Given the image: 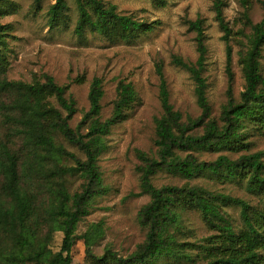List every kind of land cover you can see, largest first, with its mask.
Returning a JSON list of instances; mask_svg holds the SVG:
<instances>
[{
	"label": "trees",
	"instance_id": "trees-1",
	"mask_svg": "<svg viewBox=\"0 0 264 264\" xmlns=\"http://www.w3.org/2000/svg\"><path fill=\"white\" fill-rule=\"evenodd\" d=\"M42 1L36 0L38 5ZM150 1L157 8H166L170 0ZM75 2L79 13L75 34L80 39H84L90 32L102 36L110 43H134L152 34L157 28L155 22L147 23L134 15L121 14L115 5H107L101 0ZM241 2L244 6L248 4L247 0ZM225 6L224 0H215L214 11L224 33L222 39L227 45V71L232 79V30L224 16ZM16 11L14 2L0 0V18ZM68 12L67 1L57 0L49 12L51 28L67 26ZM243 18L253 32L249 50L240 54L246 86L240 101L231 99L223 108V125L211 119L207 99L208 84L203 73L208 50L203 19L189 22L190 29L197 33V62L189 63L180 57H174L173 60L174 65L189 72L196 83L201 117L183 121L182 114L175 111L170 103L163 68L158 66L160 100L164 112L156 121L159 159L138 152L143 162L138 168L143 193L151 198L139 213L140 224L148 231L146 240L126 259L118 258L110 250L99 257L92 247L101 236L102 227H94L82 237L87 247L86 261L89 264L192 261V256L184 252L188 244L183 240L192 235V231L184 226L183 215L187 212H198L209 230L215 233L206 238L205 246L201 247L202 258L207 264H264V209L253 208L243 199L214 193L202 187L166 186L158 189L152 181L153 176L161 170L187 180L207 174L228 183L246 180L249 192L264 195L263 153L242 155L236 160L222 155L213 162L199 161L190 153L237 152L246 147V129L264 134V78L260 64L264 47V24L254 25L248 10L244 12ZM12 30L11 26L0 23V98L9 100L10 104L2 103L5 119L24 138L27 149L23 157L14 152L8 142H0V261L5 264H74L72 250L77 240V226L89 215L92 200L103 194L98 159L105 150L104 139L125 118L127 110L138 102L137 92L131 83L121 82L112 116L101 122L99 116L104 91L102 80L95 79L89 95L90 111L83 120V123L91 120L90 131L82 136L69 123L77 110L75 100L67 96L68 88L58 85L48 75L44 83L31 84L11 82L5 78L8 67L6 38ZM52 98H55L67 116L50 103ZM201 127L204 129L203 134H193ZM59 135L79 146L86 155V161L77 160L78 167L71 169L60 165V158L75 156L57 143L56 137ZM182 153L189 154L182 157ZM68 173L84 175L87 183L81 193L71 196L63 180ZM45 194L47 196L40 204L39 199ZM229 206L240 209L243 226L239 230L223 211ZM57 231L64 234V239L60 252L54 253L50 246L53 234Z\"/></svg>",
	"mask_w": 264,
	"mask_h": 264
},
{
	"label": "rangeland",
	"instance_id": "rangeland-1",
	"mask_svg": "<svg viewBox=\"0 0 264 264\" xmlns=\"http://www.w3.org/2000/svg\"><path fill=\"white\" fill-rule=\"evenodd\" d=\"M10 1L15 3L17 11L0 18L2 25L13 28L10 36L6 38L5 56L8 67L5 78L11 82L31 84L44 83L45 76L48 75L58 85L68 88L67 96H71L76 102L77 111L69 122L74 131L82 136L90 131L91 120L84 123L83 120L90 111L89 95L95 79L102 80L104 91L99 116L101 122L112 116L114 102L118 98V85L121 82L131 83L137 92L138 102L127 110L125 118L104 139L105 150L98 159L103 194L92 200L89 215L78 224L77 240L72 250L74 264H89L86 261L87 247L82 237L92 228L101 225L102 233L92 247L93 252L101 257L110 250L118 258L126 259L145 242L148 232L139 221L141 209L151 198L143 193L141 173L138 171L143 162L138 157V152L159 159L156 121L164 112L160 100L161 80L158 66L163 68L170 103L175 111L182 114L183 121L201 117L196 83L191 74L174 65L173 60L174 57H180L189 63L197 62V33L190 29L189 22L203 19L208 50L203 73L208 84L207 99L211 108V119L223 125V108L231 99L240 101L246 86L240 54L249 50L253 32L243 14L248 10L254 25L264 24V0H247L246 6L241 0H224V16L232 30V79L227 71V45L222 39L224 33L214 11L215 0H170L166 8H157L150 0H101L107 5H115L121 14L134 15L141 21L157 24L152 34L134 43H110L102 36L90 32L84 39H80L75 34L79 17L75 0H66L69 6L67 26L55 29L50 26L49 12L57 0H43L40 5L36 0ZM260 64L264 78V47ZM2 103L10 102L6 98H0V142H8L14 152L24 157L27 149L25 140L6 121ZM50 103L67 116L55 98L50 99ZM203 132L201 127L193 134L201 135ZM244 132L247 134L244 139L246 147L237 152L190 153L203 162L216 161L222 155L234 160L242 155L256 153H263L264 156V134L252 129ZM56 140L75 156L60 158V165L71 169L78 167L77 160L86 161V155L79 146L69 143L60 135ZM187 154L189 153H182L181 156L186 157ZM49 165L52 166V163ZM63 180L71 196L81 193L87 183L82 173H68ZM152 181L158 189L166 186L202 187L214 193L243 199L253 208L264 209V195L249 192L246 180L228 183L207 174L187 180L180 175L161 170L153 176ZM41 182L44 184V181ZM46 196H42V199L40 197V204ZM223 211L237 230L242 228L238 207L229 206ZM183 221L186 229L192 231L191 237L183 240L188 244L184 252L192 256V261L160 260L158 264H207L202 258L201 247L206 244L204 240L215 233L209 230L198 212L185 213ZM44 233L42 229V234ZM63 239L62 232L53 234L50 248L54 253L60 252ZM0 264L5 263L0 261Z\"/></svg>",
	"mask_w": 264,
	"mask_h": 264
}]
</instances>
